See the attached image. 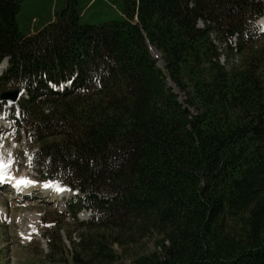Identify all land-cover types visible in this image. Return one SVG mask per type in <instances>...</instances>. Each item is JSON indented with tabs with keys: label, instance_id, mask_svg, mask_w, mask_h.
<instances>
[{
	"label": "trees",
	"instance_id": "1",
	"mask_svg": "<svg viewBox=\"0 0 264 264\" xmlns=\"http://www.w3.org/2000/svg\"><path fill=\"white\" fill-rule=\"evenodd\" d=\"M23 1L0 0V60L4 56H9L10 62L6 73L0 76V92L23 86L37 95L44 88V79L58 81L64 74L72 73L75 68L82 77L85 73L87 74V71L98 66L104 54L127 52L128 50L137 54L144 53L142 41L133 38L136 31H131L132 27H123L124 24H130L124 23L119 14L111 13L113 10L111 7L109 10L106 9L108 10L106 15H101L100 11H95L94 14L99 19L108 16L115 18L111 20L112 22L82 23L79 14L91 0H63V4L54 11L53 20L48 19L30 34V30L23 32L18 26L17 14ZM110 1L118 6L123 3L122 0ZM101 2L104 0H99L92 5L102 8ZM167 2V0H142L140 3L137 14H139L142 26L148 32L153 28V22L158 23L161 20L173 22L165 16ZM263 5L264 0H257L247 5L240 14L243 15L242 17L236 14L231 21H229L230 16L227 18L234 32L246 34L244 44L247 42L246 38L252 33L249 21L253 16L260 15ZM120 9L123 11L122 8ZM203 9L202 4L197 5L192 19L186 20L179 27L180 31L186 32L195 28L194 36L197 38L204 26H207L206 24L203 28L196 27V18H199V11ZM166 29L169 30V26ZM202 35L203 33L198 38L199 51L195 48L197 53L193 52L192 47L186 42H183L182 55H185L188 62L187 71L186 73L180 72L177 77H172L186 97V101L197 109L200 108L199 114H192L189 118V113L185 108L181 110L184 116L174 117L173 109L178 105L170 88H167L168 92L164 97L159 96V102L156 105L152 104L151 95L146 97L139 92L135 95L142 113L140 121L147 118L153 121L156 119L154 113L163 112L164 120L161 118L159 122L160 124L165 123L160 132V135L167 140L164 144L160 140H151L149 150L144 149L141 143L144 144L142 140L145 139L146 133L145 128L139 124L128 130L110 128L111 125L107 126V124L99 125L98 130L95 131V139L92 136L89 138L87 131L82 132L75 129L73 135L76 139L70 143L66 141L67 136L62 134L65 126L63 128L54 126L52 136L50 133L47 135L49 139L52 138L53 141L59 142L56 148L68 154L66 159L69 163L74 159L78 167L84 166L86 169L98 165L96 167L102 174V178L97 176V179H93L96 173L92 168L83 171L73 169L74 175L78 176L77 181H81L80 185L89 186L92 191L96 190L99 194H101V188L111 193L114 191L117 193L116 197H123L127 205L152 204L155 199L161 197L162 212L168 213L171 210L170 218L174 219V230L178 237L171 246L172 261L170 263L149 264H264V128L262 127L264 110L258 108L250 113L254 102L245 99L246 105L243 106V98L238 99L242 104L234 105L235 99L239 97L236 92H240V89H232L227 93L224 91L225 85L232 83L230 76L233 73H227L219 62L208 68V64L205 63V52L207 48L209 51L212 49L213 43L208 35L206 39L202 38ZM175 46L174 42L173 47ZM130 52L128 54H131ZM207 55L210 58V54ZM132 62H136L138 68L132 71L136 65H131L125 69V63L126 76L136 82L140 80L146 88L151 87L150 81L146 78H139L144 66L139 64L137 59ZM198 70L202 73L201 77ZM237 71L235 69L234 77L240 78L241 73ZM246 73L247 71L243 75ZM34 76L40 79L38 83L40 88L36 86L35 89V85L32 84ZM78 81L79 78L75 82ZM209 87L216 88L212 93H207ZM42 108H44L43 105L42 107L39 104L36 106L38 113H41ZM168 109H172L170 114H167ZM234 123H236L234 129H228V126ZM179 124L190 126L187 130L191 141L197 144L196 151L189 153L190 139L185 148L178 147L171 142L173 140L171 138L177 139L178 137H171L170 129ZM191 125L195 126L194 132ZM39 126L41 128V124ZM42 128L45 130L48 127L42 122ZM48 129L51 130V128ZM216 129L218 132L215 131ZM47 135L45 134L46 137ZM41 139L40 141L43 142V138ZM212 140L216 147L211 153L214 156L210 157ZM247 140L253 144L248 145L246 152L244 143ZM56 148L53 145L48 149L51 152V158L56 156ZM193 153L199 156L197 157L198 162L188 164L187 157ZM98 155L100 157H97ZM247 156L251 158V161H246ZM202 157L208 160L199 162ZM212 157L215 159L209 160ZM221 158L224 159V167L217 176H214L215 172L211 169L221 166ZM111 164L114 167L120 166L132 171L139 166L141 175L133 171L132 175L127 178L121 176V179H117L119 182H115L112 177L117 174H114V167L109 169ZM227 169H230L229 177H232L231 170H233L238 179L236 180L237 191L230 196V200L233 199V201L226 204V198L219 200L220 194L215 187L218 179L222 177L219 175ZM49 175L55 177L53 174ZM49 175L46 176L47 179L51 178ZM202 183L206 186L203 191L200 188ZM107 197L110 198L108 194ZM223 204L225 208L222 209ZM242 204L244 207L243 213L240 212V216H243L241 222L254 235L244 241L235 242L229 237L238 216L233 209L231 210V206ZM213 211L216 215L210 219ZM232 243L235 245H231ZM177 244H185V250L189 255L176 259L175 254L182 248H178Z\"/></svg>",
	"mask_w": 264,
	"mask_h": 264
},
{
	"label": "rangeland",
	"instance_id": "2",
	"mask_svg": "<svg viewBox=\"0 0 264 264\" xmlns=\"http://www.w3.org/2000/svg\"><path fill=\"white\" fill-rule=\"evenodd\" d=\"M122 1L123 3H120V8L123 9L121 16L126 18L124 23L131 25L124 24L123 27H132L130 30L136 31L133 38L142 41L144 53L137 54L128 50L127 52L104 54L103 58L99 60L98 66L91 71L87 85L81 87L74 95L57 99L48 98L45 104H41V101L38 100L37 103L33 102L30 108L31 112L25 119L24 125H29L28 130L37 133L28 139L24 132L20 134L21 128L18 126L17 136L14 135V131L12 132L13 135H7L9 139L7 143L2 142L0 144V152L13 148V152L9 151L6 158H0L1 164H6L7 167L10 164L20 168V170L16 168V170L9 171L13 175L24 172V175L30 178L29 169H34L35 172L42 171V174L53 172L60 181H64L81 191L88 190V187L84 184L79 185L81 181H77L78 176L74 175L73 169L83 171L92 168L93 172L96 173L93 175V179L102 178V174L98 172L96 167L98 165H88L90 167L86 169L84 166L78 167V163L74 159L71 163L67 161L66 156L68 154L63 149L61 151L56 148L59 142L48 138L49 135L47 134L50 133L52 136L54 126L62 128L65 126L62 134L67 136L66 141L68 143L75 141L76 138L73 135L75 129L82 132L87 131L88 137L92 136L95 139V131L98 130V126L106 124L107 126L111 125L110 128L121 130H128L135 125H141L146 129V131L144 129L146 137L142 140L144 144L143 142L141 144L147 151L151 140H160L163 141V144L167 142L160 135L165 125V123L160 124L159 122L161 118L164 120L163 112L154 113L156 119L153 121L149 118L140 121L142 113L135 95L138 92L146 97L151 95L152 104L156 105L159 102V96L164 97L168 92L167 88H170L178 105L177 108L173 109L174 117L184 116L181 110L185 108L189 113L188 117L192 114H199L200 108L197 109L186 101V97L172 80V77H177L180 72L186 73L187 71L188 62L185 55H182L184 51L183 42H186L192 47L193 52L197 53L196 49L199 51L200 46L198 38L202 33V38L206 39L208 35L210 40L214 42L212 49L209 51L207 48L205 52V63L208 64V68L216 64L218 60L224 61L226 59L225 70L229 74L233 73L230 76L233 81L225 85L224 91L227 93L232 89H240V92H236L239 97L235 99L234 105L242 104L238 99L243 98V106L246 105L247 99L249 102H254L250 113L258 108L264 110V36L255 37L252 39L253 42L248 43L247 41L244 44L242 39L235 38L232 24L229 23L234 15L242 14L247 5L257 2V0H167L165 16L169 18L170 22L171 20L173 22L169 23L164 20L158 23L153 22V28L149 32L142 26L139 14H137L142 0ZM62 4L63 0H24L17 14L19 28L23 32L27 30H30L31 33L35 32ZM100 4L105 9L92 6L90 13L100 11L101 15H106L110 7L109 0ZM200 4L203 5L204 9L199 11L200 16L196 18V24L198 23L196 27L203 28V25L206 24L207 26H204L201 30L202 33L196 38L194 36L195 28L191 31L181 32L179 27L189 18L192 19L196 6ZM233 9L234 11H232ZM229 16L230 20L227 21ZM33 17L36 18V22L32 24ZM99 20L95 14L86 13L83 17V22L93 23ZM167 26H169V30L166 29ZM228 29L232 30L231 35L227 33ZM174 42L176 43L175 47H173ZM207 54H210V58ZM134 59H137L139 64L144 66L139 78H146L147 81L151 82V87H144L140 80L138 82L133 81L124 73L125 63V69L131 65H136L132 71L137 70L138 64L132 62ZM235 69L238 70L239 74L241 73L240 78L234 77ZM245 71L247 73L243 75ZM198 73L201 77L200 70ZM239 86L240 88H238ZM215 88L209 87L207 93H212ZM247 94L249 95L247 96ZM38 104L40 107L42 105L44 107L41 113H38L39 110L36 109ZM256 104L258 105L255 107ZM171 110L168 109L167 114H170ZM42 122L51 130L48 128L44 130ZM235 126L236 123L228 126V129L232 130ZM14 127L15 125L11 123L9 128L12 130ZM262 127L264 128V121ZM187 129H190V126L183 124L171 127L170 136L178 137L177 139L171 138L173 139L171 142L181 148H185L188 139H190V153L196 151L197 144L191 141ZM194 129L195 126H192L193 132ZM215 131L218 132L217 129ZM41 138H43V142L40 141ZM252 144L249 140L244 143L246 152L248 145ZM53 145L56 148V156L51 158V152L48 149L52 148ZM215 147L216 145L212 140L210 157L214 156L211 153ZM4 154L6 152L0 153V156ZM197 157L199 156L195 153L190 154L187 157L188 162H186L195 164L198 162ZM38 159H40L39 162ZM214 159L212 157L209 160ZM245 159L251 161L249 156ZM203 160L208 159L202 157L199 162ZM223 160V158L220 159V167L211 169L215 172L214 176H217L224 167ZM91 163L93 165L92 160ZM113 167L114 165L111 164L109 169ZM113 170L114 174H117V176L112 177L115 182H119L117 179H121V176L127 178L132 175L133 171L135 174L141 175L139 166H136L133 171L120 166L114 167ZM229 174L230 169H227L219 175L222 177L218 179L215 187L220 194L219 200L226 198V204L233 201V199L230 200V196L237 191L236 180L238 178L234 175L233 170H231L232 177H229ZM225 179L228 180L224 181ZM200 188L202 191L205 190V184H200ZM100 191L105 192L106 189L101 188ZM112 192L116 197L117 193ZM41 195L39 194V198L28 199L27 203H20L15 201L20 199L19 195L10 192L3 193L0 190V264H149L154 262L170 263L172 261L170 250L173 241L178 236L174 230V219L170 218L171 210L168 213L162 212L161 197L155 199L152 204L142 206L129 204L122 211H107L105 215L103 212H93L90 219L84 221L77 217L73 218L67 213L66 201H62L61 204L42 202L40 201ZM223 207L225 208L224 204L221 208L223 209ZM243 207V204L231 206V210L233 209L238 216L229 237L231 241H244L254 235L241 222L243 216H240V212L243 213ZM60 212L65 213V215L62 216L59 214ZM215 215L216 212L213 211L210 219ZM96 225L100 226L96 227ZM184 245L177 244L178 248H182L175 254L176 259H182L189 255ZM231 245L235 244L232 243Z\"/></svg>",
	"mask_w": 264,
	"mask_h": 264
},
{
	"label": "bare ground",
	"instance_id": "3",
	"mask_svg": "<svg viewBox=\"0 0 264 264\" xmlns=\"http://www.w3.org/2000/svg\"><path fill=\"white\" fill-rule=\"evenodd\" d=\"M198 24V23H197ZM211 42L213 43V45H214V42L211 40ZM220 58H222V56L220 55ZM227 60L225 59L224 61H222V60H218V62H219V64L220 65H222L224 68H225V66H226V64H227V62H226ZM21 94H24V90H21ZM8 102H10V103H13L12 101H8ZM10 149V148H9ZM9 149H6L5 150V152H6V155L9 153ZM8 156V155H7ZM7 165L6 164H1L0 163V177H3L6 181H10V180H13V181H15V182H19V181H21L22 180V184L18 187L19 189L20 188H22V186H25V185H29V186H36V185H39V184H37V183H35V182H33V181H30V180H27V179H25V177L23 176V177H15L14 175H12V176H10L8 173H7ZM24 179V180H23ZM40 185H42V184H40Z\"/></svg>",
	"mask_w": 264,
	"mask_h": 264
},
{
	"label": "water",
	"instance_id": "4",
	"mask_svg": "<svg viewBox=\"0 0 264 264\" xmlns=\"http://www.w3.org/2000/svg\"><path fill=\"white\" fill-rule=\"evenodd\" d=\"M229 33H231L229 31ZM17 97V90L13 89V90H7L4 91L0 94V99H11V100H15Z\"/></svg>",
	"mask_w": 264,
	"mask_h": 264
}]
</instances>
